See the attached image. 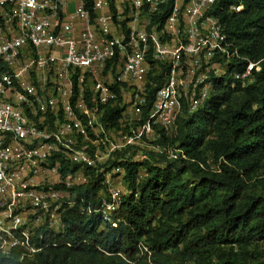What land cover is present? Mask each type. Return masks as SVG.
Listing matches in <instances>:
<instances>
[{
  "label": "built area",
  "instance_id": "1",
  "mask_svg": "<svg viewBox=\"0 0 264 264\" xmlns=\"http://www.w3.org/2000/svg\"><path fill=\"white\" fill-rule=\"evenodd\" d=\"M237 1L230 13L244 10ZM217 3L0 0L3 255L37 252L29 218L61 231L73 190L94 180L107 190L102 217L116 226L128 192L122 163L138 162L117 154L178 160L183 152L169 139L186 112L195 114L220 82L233 89L257 82L264 58L240 53Z\"/></svg>",
  "mask_w": 264,
  "mask_h": 264
},
{
  "label": "trees",
  "instance_id": "2",
  "mask_svg": "<svg viewBox=\"0 0 264 264\" xmlns=\"http://www.w3.org/2000/svg\"><path fill=\"white\" fill-rule=\"evenodd\" d=\"M238 3L218 0L216 14L240 53L260 60L264 0L230 13ZM185 115L169 139L183 152L178 160L122 163L128 192L116 226L102 217L107 190L94 180L73 190L61 231L40 226L31 238L37 252H0V264H264V72L246 89L220 82Z\"/></svg>",
  "mask_w": 264,
  "mask_h": 264
},
{
  "label": "rangeland",
  "instance_id": "3",
  "mask_svg": "<svg viewBox=\"0 0 264 264\" xmlns=\"http://www.w3.org/2000/svg\"><path fill=\"white\" fill-rule=\"evenodd\" d=\"M177 147H173V146H171V149L173 150V149H176ZM134 154H136L137 155V157H136V159H137V161L138 162H143V161H145V160H152V159H154V153H152V152H141V153H139V152H134V151H132V152H125L124 154H121V157H124V158H131V157H133V155ZM145 157H147V159L145 158ZM115 160V159H114ZM114 160H112V162H114ZM142 175H143V172H142ZM143 177V176H142ZM35 217H30L29 218V223H28V225H29V228L30 229H32V230H36L37 228H39V226H40V223H37V222H35ZM44 222H45V219H44Z\"/></svg>",
  "mask_w": 264,
  "mask_h": 264
}]
</instances>
